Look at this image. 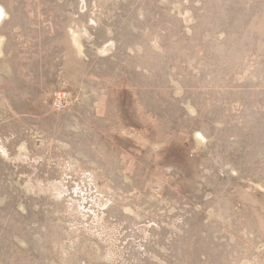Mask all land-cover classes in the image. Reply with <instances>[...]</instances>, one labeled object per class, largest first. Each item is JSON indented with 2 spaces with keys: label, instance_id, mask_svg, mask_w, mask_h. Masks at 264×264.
<instances>
[{
  "label": "rangeland",
  "instance_id": "obj_1",
  "mask_svg": "<svg viewBox=\"0 0 264 264\" xmlns=\"http://www.w3.org/2000/svg\"><path fill=\"white\" fill-rule=\"evenodd\" d=\"M0 264H264V0H0Z\"/></svg>",
  "mask_w": 264,
  "mask_h": 264
},
{
  "label": "built area",
  "instance_id": "obj_2",
  "mask_svg": "<svg viewBox=\"0 0 264 264\" xmlns=\"http://www.w3.org/2000/svg\"><path fill=\"white\" fill-rule=\"evenodd\" d=\"M50 108L54 112H63L68 108V96L65 92L55 93L50 101Z\"/></svg>",
  "mask_w": 264,
  "mask_h": 264
}]
</instances>
